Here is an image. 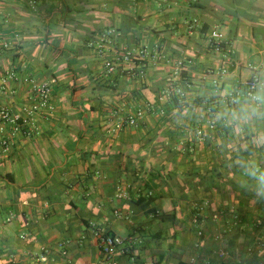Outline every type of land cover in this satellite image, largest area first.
Returning a JSON list of instances; mask_svg holds the SVG:
<instances>
[{
  "label": "crops",
  "instance_id": "crops-1",
  "mask_svg": "<svg viewBox=\"0 0 264 264\" xmlns=\"http://www.w3.org/2000/svg\"><path fill=\"white\" fill-rule=\"evenodd\" d=\"M214 30L229 56L210 47ZM109 32L99 56L88 43ZM0 41V74L17 77L0 110L33 101L26 79L57 80L38 132L0 147V264H102L97 233L124 240L119 264H264V204L240 189L217 134L178 115L264 68V0H0ZM131 50L149 53L144 79L121 62Z\"/></svg>",
  "mask_w": 264,
  "mask_h": 264
},
{
  "label": "clouds",
  "instance_id": "clouds-1",
  "mask_svg": "<svg viewBox=\"0 0 264 264\" xmlns=\"http://www.w3.org/2000/svg\"><path fill=\"white\" fill-rule=\"evenodd\" d=\"M200 104L186 99L178 115L202 120L217 134V146L238 174V186L264 204V68L253 69L243 84L229 82L200 93Z\"/></svg>",
  "mask_w": 264,
  "mask_h": 264
},
{
  "label": "built area",
  "instance_id": "built-area-1",
  "mask_svg": "<svg viewBox=\"0 0 264 264\" xmlns=\"http://www.w3.org/2000/svg\"><path fill=\"white\" fill-rule=\"evenodd\" d=\"M33 4V1L31 2ZM199 25L197 20H193L189 23V29L192 30V26ZM114 32H109L107 35H101L97 40L90 41L88 47L94 50L99 56H104L108 51V45L110 42V37ZM209 45L213 51L216 53H222L226 56H229L233 53V49L228 45L223 36L217 31H211L209 33ZM10 49V44L4 41H0V51ZM149 53L146 50H131L124 54L121 62L128 64L130 67L129 71L132 77H137L139 79H144L146 75V67L144 62L146 61ZM156 60H162V56L158 53L155 54ZM143 63V65H142ZM189 65L193 64V61L190 60L187 62ZM184 61H179L177 63V69L181 71L184 67ZM136 69V71L134 70ZM105 69L108 76L114 75L118 70V63L114 59H107L105 62ZM227 71H224L226 73ZM16 75L14 72L7 71L0 74V91L6 92L8 94L14 95L15 91L11 88V83L16 81ZM247 81V80H246ZM243 81L241 84L245 83ZM26 82H29L33 86L34 99L30 104L22 106V110L19 113H14L8 108H1L0 110V147L5 153L10 151V146L13 143L14 139H17L20 134H27L31 136L38 132L37 128V115L52 113L54 106L52 100L53 88L57 84L55 78H50L40 83H35L33 80L26 79ZM218 83L215 84V87H219ZM178 94L183 97L185 94L181 91H178ZM145 113L142 109H139L131 114H129L126 123L130 126H136L138 123L143 121ZM9 127V130H7ZM197 136L203 140L204 131L203 129L197 130ZM209 206V203H206L202 206L201 210L204 207ZM216 219V216H214ZM195 222L198 223L199 219H195ZM234 222L237 224L239 222L238 218H234ZM258 225H262L261 221H258ZM199 237L204 236V231L200 230L198 232ZM26 238L25 235L21 237L22 240ZM98 247L102 255V264H119L116 261V253L120 247L124 245V240L116 237L110 236L103 233H97ZM227 254L222 253L221 257H225ZM47 258L43 256L42 261H46Z\"/></svg>",
  "mask_w": 264,
  "mask_h": 264
}]
</instances>
